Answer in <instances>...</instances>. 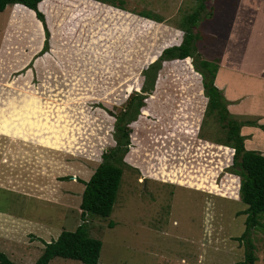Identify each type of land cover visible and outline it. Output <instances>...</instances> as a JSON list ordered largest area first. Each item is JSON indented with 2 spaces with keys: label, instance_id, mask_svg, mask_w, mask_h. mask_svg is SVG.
<instances>
[{
  "label": "rangeland",
  "instance_id": "rangeland-1",
  "mask_svg": "<svg viewBox=\"0 0 264 264\" xmlns=\"http://www.w3.org/2000/svg\"><path fill=\"white\" fill-rule=\"evenodd\" d=\"M105 1L125 2L136 14L146 13V2H162ZM200 1L186 0L177 14L168 4L172 12L161 15L170 17L167 25L180 27ZM74 2L70 7L63 0L40 4L60 44L37 54H48L45 61L19 72L15 68L40 48L42 27L31 11L17 4L0 13V251L17 264H35L45 242L83 222L85 184L78 179L89 180L103 151L117 144V118L99 126L105 115L101 109L94 112L103 105L97 101L103 97V106H117L118 114L140 92L144 65L155 61L164 47L178 44L184 34L92 0ZM58 11L63 31L92 27L93 21L104 27L97 24L89 31L83 26L74 36L66 35L54 23ZM196 31L202 36L197 47L203 58H219L220 65L232 68L264 70V36L259 35L264 33V0H207ZM76 40L81 47L72 45ZM52 54L62 59L67 79L46 71ZM191 62L164 63L155 92L130 124L131 145L112 214L87 216L90 235L103 243L100 264H244V243L234 239L246 229L242 212L248 205L238 193L242 178L235 172L234 150L222 142V124L214 116L199 115L206 99L202 75ZM82 76L89 81L79 86L76 78ZM218 83L226 81L221 76ZM186 99L201 107L188 111L191 119L197 117L195 125L201 122L199 133L181 125L180 118L186 116L182 111L187 110L181 105L173 122L163 124L161 115L157 124L146 123L152 110L169 111ZM98 128L106 129L111 140L101 139ZM261 222L252 232L256 264H264V213ZM49 264L83 263L57 257Z\"/></svg>",
  "mask_w": 264,
  "mask_h": 264
},
{
  "label": "trees",
  "instance_id": "trees-1",
  "mask_svg": "<svg viewBox=\"0 0 264 264\" xmlns=\"http://www.w3.org/2000/svg\"><path fill=\"white\" fill-rule=\"evenodd\" d=\"M44 1L0 0V13L8 5L17 3L22 8H30L28 10L34 15L36 13L39 22L43 23L46 36L41 54L47 52L50 48V29H52V23L47 20V16L40 9V4ZM63 1H67L70 7L72 6V1H75L74 5H76V3H81L83 0ZM206 9L207 0H201L198 9L184 19L183 22L185 23L181 24V27H178L184 32L180 44L164 47L160 51L158 58L152 61L147 68L143 69L144 84L140 92L133 94L130 100L124 105V108L119 110L118 114H116V108L111 110H106L105 108L109 116L117 118L115 124V140L117 144L103 151L102 161L89 180L78 179L85 184L80 203L83 222L75 230H63L57 239L51 242H45L44 251L36 260L35 264H49L57 257L79 260L83 264H100L103 243L100 239L90 235L87 216L98 215L107 218L112 214L124 174L123 166L126 165L125 157L130 150L132 133L130 124L139 118L142 109L147 105V100L155 92L159 74L163 69L164 63L175 61L184 63L192 61L194 70L202 75L203 96L206 101L203 112L199 115L205 114V117H216L224 129L222 142L234 150L233 163L236 168L235 172L242 178L238 193L240 194V199L248 205L242 212L247 215L245 220L246 229L241 236H237L234 239L244 243L245 259L243 263L256 264L258 258L255 253L252 232L258 226L263 225L261 215L264 213V154L260 151L246 148V136L241 133V129L245 125L259 126L264 129V124L261 125L257 120L251 119L244 121L238 120L237 117L230 113L228 109L230 102L224 95L223 90L215 83L220 67L219 58H203L199 54L197 44L202 36L196 31V28ZM143 15L147 18L155 19L150 14L143 13ZM155 20L159 22L163 21L162 19ZM98 36L96 34V37ZM103 38L100 37L99 41L104 40ZM77 45L81 47L79 41H77ZM182 101L176 102V105L174 107L172 106L169 111L163 108L167 112L152 110L155 115L152 114V116L146 118V123H151L150 125L157 124L160 119L159 116L161 115H163V117L161 116V122L163 124L173 122L174 112L176 111L177 115L181 114L179 111V105H181L187 108V110L184 109L182 111L186 116L180 118L181 125H184L188 130L194 128L193 131L199 133L201 122L199 127L195 125L198 119L195 115L194 119H191L188 111H195V107H199L200 109L201 107L196 105L195 102L190 103L191 101H187V99L186 101ZM98 107L103 108V106ZM94 112L99 113L100 111L95 109ZM105 117H108V114ZM103 150L105 149L103 148ZM71 178L72 176H67V178L65 176L62 177L63 180ZM109 225L112 227L114 223L111 221ZM0 264L17 263L13 262L4 252L0 251Z\"/></svg>",
  "mask_w": 264,
  "mask_h": 264
},
{
  "label": "crops",
  "instance_id": "crops-1",
  "mask_svg": "<svg viewBox=\"0 0 264 264\" xmlns=\"http://www.w3.org/2000/svg\"><path fill=\"white\" fill-rule=\"evenodd\" d=\"M92 1L101 3L102 5L112 6L116 9H119L123 12L128 13V14H132V15L138 16L140 18H145L147 20L156 22L160 25H165V26H168L170 28H175L174 31L179 30L183 33V31L181 29H179L178 27L173 26V25H170V26L167 25L166 23L170 19V17H166L165 15H161V14H169L172 12V11L167 9L168 4H171L174 6V12H172L173 14L179 13L182 10L183 5H185L186 0H162V2H159L157 4H152V3L146 2V6H145V4L142 5L143 9L146 7V13L147 14L158 16L160 19L163 20L162 22H159L155 19L147 18L146 16L143 15V13L136 14L135 11H131L130 9L125 7L126 6V5H124L125 2L119 3L117 5L116 3H110V2L105 1V0H92ZM154 1L155 0H151V2H154ZM193 1L194 0H190V2H192V3H193ZM65 5L68 6L66 3H65ZM228 5L231 6V1H229ZM8 6H12V5H8ZM80 6H84V4H81ZM89 7H90V5H89ZM28 9H30V8H28ZM55 10H57V5H56ZM235 11H236V9H235ZM56 15H54L55 16L54 23L56 24V26H58V27L60 26V31H61L63 28V25H65V24H64V21H62V19H61V15H60L59 11L56 13ZM35 17L37 18L36 13H35ZM173 17H174V15H173ZM37 20L39 21L38 18H37ZM40 24H41L42 31H43L42 44L38 50H35L34 53H32L29 57L26 58L27 59V61L25 60L26 63H23L20 67L15 68L17 72L22 71L24 69L26 70V69L32 68V67H29V65L32 64V62L42 63L41 61H45L47 58L48 54H46L44 57L37 55L43 49L45 38H46L45 34H44L45 32H44L43 23L40 22ZM97 24H99V26H102L99 22L93 21V23H92L93 29H92V27H90V24H84L82 26L76 25L74 31H76V29L81 30L83 26H85L89 31L96 30ZM179 24H181V23H179ZM7 25H8V23H7ZM103 27H104V25L102 26V28ZM180 27H181V25H180ZM49 28H50V26H49ZM133 28H134V26L132 27V30H133ZM7 30H8V28H7V26H5L3 28L4 38H6L5 34H6ZM50 31H51L50 47L53 48V47L59 45L60 43L58 44L57 39L55 40V33H52L51 29H50ZM74 31L73 30H66V31L62 30V33L65 32L66 35H70L72 33V36H74L76 33ZM128 33H130V32H128ZM259 35L264 36V33L260 32ZM124 37L125 36L122 34V37L120 38V40H122V44H123L122 47L123 48L125 47V45H124L125 38ZM133 38H134V36H133ZM180 39H181L180 40V42H181L182 38H180ZM126 40H127V38H126ZM100 41H103V40H100ZM180 42L178 44H180ZM72 45L76 46L77 43L72 44ZM56 48H58V47H56ZM125 50L126 51L130 50V46H128V49H125ZM130 52H132V50ZM50 56H51V54H50ZM131 57L132 56L130 55V58ZM113 58H115V57H113ZM63 59L66 61V60L70 59V57H66ZM82 61H84V60H82ZM36 66H37V64H36ZM63 66H64V64L62 63V59H59L58 57H55L52 54V60H51L50 64L48 63L46 71H48L49 75H52V77H54V78L59 77V78H66L67 79L69 77V75L66 74L65 70L63 69ZM250 70L251 69H249L245 65L241 66L240 68H236V67L232 68V67H228L227 65L221 63L219 70H218V73H217L215 83L220 89L223 90L224 95L229 100L230 104L228 105V109L231 113H233L238 118H244L247 120H249V119L257 120L258 123L262 125V124H264V70L263 69L258 70V71H250ZM93 74L94 73H92L91 75H93ZM87 76H89V74ZM221 76L226 81V83H224L223 85L218 83ZM74 81L75 80H73V82ZM86 81H89L88 77L82 76L81 78H76V82H78V84H80L79 86H81L82 83L85 84ZM97 103L98 104L103 103V105L105 106L104 98L103 97L100 98V100H98ZM100 105H102V104H100ZM104 106H103V108L96 107L97 110L101 109V112H103L104 115L108 114V117L104 116L103 118H101L98 121V124L100 123L99 126L107 125V123L112 124V121H113V117L109 116V113H107V111H105V108H107V109H110V108L104 107ZM114 108H117V106H112L111 109H114ZM159 126L162 127V124H159ZM97 130H99V132H100L99 136H102L101 139L104 138L105 141L111 140V138L109 136H107L106 129L104 130L105 132L101 131L100 128H98ZM241 133L246 136L245 146L247 149L257 150V151H260L264 154V129L263 128H261L259 126L245 125L241 129ZM104 149H106V146L104 147Z\"/></svg>",
  "mask_w": 264,
  "mask_h": 264
},
{
  "label": "clouds",
  "instance_id": "clouds-1",
  "mask_svg": "<svg viewBox=\"0 0 264 264\" xmlns=\"http://www.w3.org/2000/svg\"><path fill=\"white\" fill-rule=\"evenodd\" d=\"M17 4H19V3H17ZM23 5V4H22ZM25 6V5H24ZM27 7V6H26ZM46 37V36H45ZM44 47V46H43ZM42 51V50H41ZM41 51H40V54H41ZM91 108H93L92 106H91Z\"/></svg>",
  "mask_w": 264,
  "mask_h": 264
},
{
  "label": "water",
  "instance_id": "water-1",
  "mask_svg": "<svg viewBox=\"0 0 264 264\" xmlns=\"http://www.w3.org/2000/svg\"><path fill=\"white\" fill-rule=\"evenodd\" d=\"M146 67H148V65H147V66H146V65H144L143 69H145Z\"/></svg>",
  "mask_w": 264,
  "mask_h": 264
}]
</instances>
